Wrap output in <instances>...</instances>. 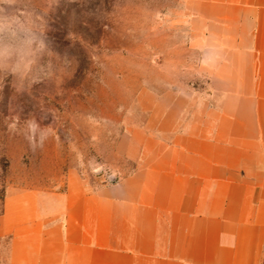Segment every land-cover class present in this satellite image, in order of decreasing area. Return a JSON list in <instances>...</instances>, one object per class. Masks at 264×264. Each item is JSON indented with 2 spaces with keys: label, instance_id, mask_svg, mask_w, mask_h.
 Segmentation results:
<instances>
[{
  "label": "rangeland",
  "instance_id": "1",
  "mask_svg": "<svg viewBox=\"0 0 264 264\" xmlns=\"http://www.w3.org/2000/svg\"><path fill=\"white\" fill-rule=\"evenodd\" d=\"M194 1L54 5L48 35L74 71L60 87L35 85L33 98L18 96L11 77L0 90V264L10 261L15 215L20 234L28 222L66 220L79 197L129 193L141 162L185 145L202 100L214 106ZM105 220L99 212V229Z\"/></svg>",
  "mask_w": 264,
  "mask_h": 264
},
{
  "label": "crops",
  "instance_id": "2",
  "mask_svg": "<svg viewBox=\"0 0 264 264\" xmlns=\"http://www.w3.org/2000/svg\"><path fill=\"white\" fill-rule=\"evenodd\" d=\"M194 4L215 69L214 106L202 100L185 145L141 162L129 193L79 197L66 220L28 222L20 234L15 215L9 264H261L264 0Z\"/></svg>",
  "mask_w": 264,
  "mask_h": 264
},
{
  "label": "clouds",
  "instance_id": "3",
  "mask_svg": "<svg viewBox=\"0 0 264 264\" xmlns=\"http://www.w3.org/2000/svg\"><path fill=\"white\" fill-rule=\"evenodd\" d=\"M58 2L0 0V90L11 77L18 96L33 98L35 85L47 82L60 87L74 71L69 60L54 50L48 35ZM25 123L30 126L31 120Z\"/></svg>",
  "mask_w": 264,
  "mask_h": 264
}]
</instances>
